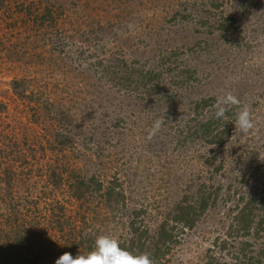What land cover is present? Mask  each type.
Listing matches in <instances>:
<instances>
[{
	"label": "rangeland",
	"instance_id": "rangeland-1",
	"mask_svg": "<svg viewBox=\"0 0 264 264\" xmlns=\"http://www.w3.org/2000/svg\"><path fill=\"white\" fill-rule=\"evenodd\" d=\"M140 67L157 76L134 81ZM228 91L250 105L247 134L237 107L214 117ZM73 173L97 176L103 194L112 186L113 203L97 193L81 208ZM199 180L217 200L189 226L176 204ZM250 195L264 197V0H0V231L17 216L55 264L98 235L121 241L132 221L165 222L173 241L154 264H235L230 218Z\"/></svg>",
	"mask_w": 264,
	"mask_h": 264
},
{
	"label": "trees",
	"instance_id": "trees-1",
	"mask_svg": "<svg viewBox=\"0 0 264 264\" xmlns=\"http://www.w3.org/2000/svg\"><path fill=\"white\" fill-rule=\"evenodd\" d=\"M223 2V0H221ZM219 4V3H218ZM197 44V43H194ZM198 48V44H197ZM141 68V67H140ZM138 68V69H140ZM140 70H144V72L137 73V77L134 81L141 79H150L149 77L157 76L156 73L151 74L149 68H141ZM132 71L131 73H133ZM126 73V72H125ZM128 73V72H127ZM126 73V74H127ZM129 74V73H128ZM151 74V75H150ZM125 75V74H124ZM13 90L16 94L22 95V88L20 86V81L15 80L13 82ZM208 104L209 100L202 99L196 104ZM41 108H44L41 104ZM63 112L55 110L54 117L62 114ZM192 133H194L192 131ZM206 133V132H204ZM217 133V131H216ZM214 132L211 135L212 138L206 139L207 141L213 143L216 142L214 136H216ZM223 134L222 131L218 133V135ZM225 133V132H224ZM203 134V133H202ZM208 134V133H207ZM205 135V134H203ZM208 137V136H207ZM60 144H65L64 141L58 140ZM221 164L218 165L217 169H220ZM216 169V171H217ZM8 169L4 168V172L7 176ZM52 177L55 178L56 181H60V172L52 171ZM74 177L70 179L69 187L72 192V195L79 200V206L82 208L85 206L86 201L93 196H96L97 193L99 196L106 195V203L110 204L112 202L111 194L113 193V187H107L105 189V193H101L102 184L94 174H90L89 176H82L79 174H72ZM62 176V175H61ZM192 185H196V189L194 194L189 196V193L183 194L181 200L176 204V210L181 212V216H176L185 224L191 226L194 220V217L200 214L202 211L207 209L208 207L214 206L215 201L217 200V191L219 188L210 184V181L199 180L196 183H191ZM12 183L9 185L11 186ZM186 186L190 188V186ZM185 189L188 191L189 189ZM213 188V189H212ZM212 190V191H211ZM122 197V195H121ZM240 201L243 202L241 206L238 204L234 205V212L232 211L231 221L229 224V232H235V236L233 238V242L237 247V252H232V257L235 259V264H264V239L263 242H259V238L264 234V197L247 196L240 198ZM113 203V202H112ZM11 204L14 205L13 200H11ZM60 212L56 213L58 220V225L60 228L66 224V220L63 218V210L61 207H58ZM84 209V208H83ZM87 208H85L86 210ZM260 209L262 212L258 214L254 213V210ZM12 210V209H11ZM259 211V210H258ZM15 212H11L10 214H14ZM180 214V213H179ZM2 215V214H0ZM253 217H257V221L254 225ZM4 218V225L7 228H4L0 231V264H52L50 259L46 258V254L40 253L39 242L36 241L37 235H35L34 230L23 229V225L18 220L17 216ZM165 222L159 224L157 228L153 230H148L147 228H140L137 223L134 221L130 222L128 229L130 230V234L128 237L123 238L121 242V247L126 248L132 251L135 254L140 253H148L150 257H154L158 255V246L159 243L165 244L170 239L173 241V234L171 229H168L165 226ZM251 230V231H250ZM75 229L74 226L70 224V228L67 230L68 233L73 232ZM78 231V230H77ZM228 232V234H230ZM255 236L258 244L257 246L252 245L249 239V236ZM239 240L237 239V237ZM243 238V239H242ZM147 242V243H146ZM171 241L167 242L170 243ZM225 243L222 244L221 247L224 246ZM39 246V247H38ZM78 245L72 243V250L77 249ZM44 250V247L41 248ZM164 252L167 251V245L165 246ZM63 254V253H61ZM239 255V256H237ZM213 257L212 255L210 256ZM239 257V259H237ZM234 264V263H233Z\"/></svg>",
	"mask_w": 264,
	"mask_h": 264
},
{
	"label": "clouds",
	"instance_id": "clouds-1",
	"mask_svg": "<svg viewBox=\"0 0 264 264\" xmlns=\"http://www.w3.org/2000/svg\"><path fill=\"white\" fill-rule=\"evenodd\" d=\"M237 107L235 128L247 134L255 128V118L253 117L250 105L242 104L241 100L228 91L219 97L216 105L214 117L216 119H226V113L231 107ZM163 121L157 119L151 130L148 139L160 130ZM55 264H154V260L148 253L135 254L132 251L121 247L120 240L108 234L98 235L94 241L93 248L85 254H77L73 257L72 253L64 252L56 259Z\"/></svg>",
	"mask_w": 264,
	"mask_h": 264
}]
</instances>
